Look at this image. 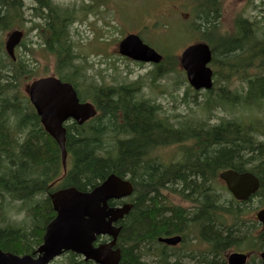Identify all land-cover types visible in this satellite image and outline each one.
I'll list each match as a JSON object with an SVG mask.
<instances>
[{
	"label": "trees",
	"instance_id": "16d2710c",
	"mask_svg": "<svg viewBox=\"0 0 264 264\" xmlns=\"http://www.w3.org/2000/svg\"><path fill=\"white\" fill-rule=\"evenodd\" d=\"M28 1L35 4L33 16L41 47L55 56L56 73L75 86L78 84L82 100L90 92L89 97L97 100L101 110L100 116L84 125L74 123L67 126V148L72 165L62 176L63 185L88 191L112 172L130 176L134 182V207L122 221L120 232L121 263L145 264L147 258L157 257L162 261L160 264H217L215 258L231 248L250 252L264 249V228L254 235V226L243 223L250 236H240L239 232H243L241 228L235 235L232 229L226 227L221 215L223 206L218 203L220 195L211 185L218 169L246 167L252 162L249 160L252 155L264 149V142L258 140L259 131L248 127L263 122L237 116L223 118L215 126H207L204 119L169 124L161 118L159 120L163 124H159L154 121L156 105H150L147 100H136L137 90L131 85L98 86L92 82L81 88V83L76 80L83 76L82 67L75 63L80 56L75 52L72 41L73 23L77 17L70 10L58 5L56 0H0V30H11L24 19L29 9V5H26ZM200 3L199 20L207 22V28L218 18L216 10H211L217 0H201ZM249 38L250 27L247 25L242 26L239 35L227 30L222 44L216 46L218 48L214 52H219L222 57L227 56L233 53V48L241 46V49ZM3 44L0 40V208H8L7 198L12 202H21L25 209L28 208L26 215L33 227L26 230L10 222L0 211V248L15 254H31L36 249L35 245L42 243L45 227L55 216L50 197L47 195L37 201L35 196L47 192L48 185L62 175L63 166L57 143L44 131L29 98L21 91L23 81L37 76L36 67L21 56L16 61L10 59ZM260 44L263 45L261 50L258 48ZM22 47L29 49L26 40ZM242 51L243 63H236L239 65L235 71L242 67L243 72L246 65L251 67L253 64L258 70L254 65L252 74H242L243 82L248 84L245 91L242 86L233 90L231 97L220 92L219 100L246 110L264 100V73L260 71L264 61L257 62L260 55H264V38L255 40L252 47L245 44ZM220 89L225 90V87L221 86ZM191 99L197 104L201 103L198 93L192 95ZM203 104L211 107V100L208 98ZM190 140H197L200 146L192 152L196 153L195 157L188 154L189 151L183 152L175 164L168 165L167 169L159 168L162 163L152 156L159 144ZM253 167L264 186V162L256 163ZM167 187L193 206L189 209L166 207L161 190ZM261 200L264 201V193ZM192 225L201 228L199 237L207 241L210 253L194 257L184 255L187 258L181 263L180 259L173 260L167 251L164 253L160 250L159 236L180 233L185 229L189 231ZM151 242L155 247L147 249ZM72 257L71 264H95L82 259L76 261L74 254Z\"/></svg>",
	"mask_w": 264,
	"mask_h": 264
},
{
	"label": "rangeland",
	"instance_id": "374dc122",
	"mask_svg": "<svg viewBox=\"0 0 264 264\" xmlns=\"http://www.w3.org/2000/svg\"><path fill=\"white\" fill-rule=\"evenodd\" d=\"M58 1L66 4L76 0ZM140 1H142L146 7L151 5L153 2V0ZM26 5H29V9L25 14L24 19H21V23L18 27L23 28L26 31L27 46L33 47L34 50L33 52H27L24 47L20 46L17 48L16 53L25 59L34 61L37 75H42L44 73H47L48 75L55 70V59L51 54L46 52L43 47H41L38 29H36L37 25L34 23L33 16V6L35 4L28 1L26 2ZM224 5L225 12L223 16H225V22L231 23L232 19H236L234 14L240 12L249 18H253L254 15H259L256 17L258 28L253 31L250 27L251 38L247 41L245 40L246 42L243 41L245 42L244 44L242 42L243 45L241 49V46L233 48V53L224 57L220 56L221 54L219 52L216 54L214 62L218 64L217 72L220 73V79L216 77L215 86L217 88L212 94L203 93L198 95V100L201 102L200 104L192 101V92L187 90L188 82L183 73L179 74L182 72L180 65L178 66V69L180 70L179 73L170 72L154 79V72H156L155 66L144 63L140 64L138 62L125 59L117 52L118 42L124 35L129 32H138L139 34H143L142 39L148 45L158 49L164 55L170 57H172V54H176L177 56L178 54L180 55L183 47L185 45H189L187 43H193L194 40L200 41L198 39L202 38V34L206 36L208 33V30L205 27V23L207 22L199 20L201 19L199 17V12L191 14L184 6H180L176 14L163 15L160 16L159 19L150 17L146 14H133L131 6L124 7L123 12L126 11L125 14L114 17H96L93 15L83 16L81 13L76 14L75 16L77 17V20L79 19V21L75 23L72 28V40L74 42V49L76 53L81 56L75 61L76 65H81V72L84 75L79 79L81 88H85V85L91 84L92 82L97 85L133 84L135 86L133 89L137 90V98H144V100L149 98L152 101L161 103L164 111L166 112H163L161 117L166 120V114L170 115L174 121L169 120L168 122L173 121L174 124L182 123L183 121L188 123V121H191L192 119H204L207 124L215 126V124L219 123L223 118L228 119L237 116L250 118L252 116V109H254L253 116H261L264 124V100L260 101L259 105L255 103L251 109L247 108L246 110H243L239 105H226L222 103L224 105L220 106L221 103H216L218 97L215 96L219 91L220 86L225 87L223 93L226 96H233L234 92L229 90L225 85L226 79L224 78H233L234 74L232 73V70L237 69L239 65L236 63H243L241 55L243 54L242 49L245 44L251 46L255 40H258V33H260L262 31V27H264V0H226ZM236 9L240 10L235 11ZM221 25L224 29L231 30L229 26H225L224 24ZM7 33L9 32L0 31V40L5 41ZM98 39H100V41H98ZM258 46L260 48L263 45L260 44ZM260 61H264L263 54L260 55V59L257 62L259 63ZM240 70L234 71L236 77L235 79L238 85L244 86L243 90L245 91L247 84L243 82V79L241 78L243 73L242 67H240ZM260 71L261 73H264V65ZM66 73L71 72L66 71ZM86 95L88 98H91L89 97L90 92ZM209 95L214 96L211 100V107L203 104ZM154 117L153 118L156 123L163 124L157 116L154 115ZM258 140L262 141L259 137ZM150 142L154 143L153 140ZM197 144V140H192L191 146H184L182 149L187 148L189 151L188 154L191 153L190 155H194L196 153L192 152L196 151L200 147ZM178 145L182 146L183 144L179 143ZM178 145H172L160 149L159 145L157 147L158 149L152 154V156L160 159L169 155L172 157V161H170V158H164V163H169L170 161L171 164H175L176 159L174 160V155L181 151ZM193 146L195 147L194 150ZM194 157H192V159ZM249 160H252L251 165L264 162V149H261L259 154H253L252 159ZM168 165L162 164L159 168L164 167L167 169ZM213 183L219 190L217 193L220 195L218 202L220 205L231 206L232 203L237 207L242 205V203L237 204L236 201L229 200L232 196L225 189L224 184L218 178ZM169 191V187H167L166 189L161 190V194L163 200L171 206L188 207L191 205V203L185 201L178 194L173 192L169 193ZM45 197H47V193H44V198ZM39 198L42 197H38L37 199ZM5 201H7L6 205L8 208H0V211L4 212V214L14 224H17L26 230H31L33 224L31 219L26 215L28 208L25 209L21 202H12L8 198ZM263 202L264 201L261 200V197H256L250 203L244 205L243 210L239 213L233 212V214L224 217L226 227L232 229L234 234H237V230L241 228L243 232H239L240 236L244 234L250 236V234L246 231V226L244 225L249 224L250 226H254L252 233L254 235L257 234V232H259V230L263 227L261 223L256 221L254 215ZM189 233L190 236L185 239L183 244L176 248L165 247L164 244H162L164 251L171 254L174 260L180 259L181 263L189 256L187 255V257H184V253L187 251L203 252L209 250V245L202 241L199 237V229L192 227V229L189 230ZM152 242L147 249L150 246L152 248L155 247V244ZM35 247H37V244ZM232 250L234 249L231 248L230 250H227L226 253H230ZM215 261L217 264H227V260L219 255L215 258ZM161 262L162 261L157 257H153L151 259L147 258L146 261H144L145 264H160ZM54 264H70L69 255H64L58 258Z\"/></svg>",
	"mask_w": 264,
	"mask_h": 264
},
{
	"label": "water",
	"instance_id": "95a60500",
	"mask_svg": "<svg viewBox=\"0 0 264 264\" xmlns=\"http://www.w3.org/2000/svg\"><path fill=\"white\" fill-rule=\"evenodd\" d=\"M23 36L24 33L21 30H15L9 34L5 49L11 57L15 58V48L21 43ZM120 52L139 61L159 63L162 60V55L145 44L137 35H129L125 38L120 43ZM211 60L212 51L205 43L191 45L183 52L182 65L195 89L212 87L213 71L208 66ZM27 93L41 115L46 130L62 149L65 160L67 156L66 128L63 122L73 117L78 123H84L96 114L94 105L89 102L80 103L73 85L64 83L54 76L29 83ZM226 173L230 174H226V177L222 175V177L228 182L229 178L234 181L236 197L246 195L249 197L257 190L259 180L255 178V182L250 173L242 174L247 175L249 182H255L253 185L235 180L234 173L238 172L233 169ZM133 190L130 180L111 174L90 192L80 191L76 187H67L52 193L50 197L57 215L47 226L44 244L36 252L39 256L37 258H33L32 255L21 257L0 250V264H47L61 253L62 249L83 253L86 260H94L97 264H120L121 251L113 247L122 227L114 226L113 223L129 214L133 205L125 204L120 208H111L108 206V200L128 196ZM258 216L264 222V210ZM100 234H109L113 241L93 248L92 243ZM161 241L169 245H177L182 241V237L161 238ZM262 256L264 258V253ZM245 260L246 256L235 253L230 256L229 264H244Z\"/></svg>",
	"mask_w": 264,
	"mask_h": 264
},
{
	"label": "flooded vegetation",
	"instance_id": "af4514ba",
	"mask_svg": "<svg viewBox=\"0 0 264 264\" xmlns=\"http://www.w3.org/2000/svg\"><path fill=\"white\" fill-rule=\"evenodd\" d=\"M134 5L139 7V0H132ZM125 0H79L78 8L82 12L84 11L87 15H95L96 17L100 16H117L122 14V8L124 6ZM188 4L191 10H194L195 13L199 12L201 3L198 0H154L150 5L149 9H146L145 12L149 16H161V15H170L174 12H178L179 7L183 4ZM219 0H217L216 6H212L211 10H216V14H219V7H218ZM252 162H250V165ZM255 166V164L253 165ZM165 202V201H164ZM119 204V203H118ZM166 207H171V205L165 202ZM189 209V208H188ZM186 238L190 236V233L187 229L182 230L180 232ZM189 235V236H187ZM166 235L159 236L157 238L158 243L160 244V250L165 253L162 246V241H159L160 238H163ZM207 243V241L202 240ZM208 244V243H207ZM209 245V244H208ZM229 250V249H228ZM227 251V250H226ZM226 251H222L219 256L224 257L226 255ZM232 251L242 252L246 255L250 253L248 250H237L234 249ZM211 250L203 251V252H194V251H187L184 255H204L210 253ZM192 255V256H193ZM168 256H172L168 253Z\"/></svg>",
	"mask_w": 264,
	"mask_h": 264
},
{
	"label": "bare ground",
	"instance_id": "6f19581e",
	"mask_svg": "<svg viewBox=\"0 0 264 264\" xmlns=\"http://www.w3.org/2000/svg\"><path fill=\"white\" fill-rule=\"evenodd\" d=\"M207 9V8H206ZM17 14V13H16ZM214 16V15H213ZM73 18V17H72ZM39 20H40V18H39ZM210 21V20H209ZM248 34V33H247ZM222 44V43H221ZM251 47H252V45H251ZM250 48V47H249ZM259 48V47H258ZM259 50V49H258ZM261 50V49H260ZM258 54V53H257ZM253 58V57H252ZM243 61V60H242ZM3 67V66H2ZM243 74V73H242ZM103 85V84H102ZM99 86V85H98ZM113 93V92H112ZM7 94V93H6ZM107 98V97H106ZM210 100V99H209ZM253 100V99H252ZM105 101V100H104ZM131 100H129V102H130ZM254 102V101H253ZM105 103V102H104ZM104 103H102V104H104ZM111 107V106H110ZM13 120V119H12ZM104 122V121H103ZM18 123V122H17ZM13 124V123H12ZM15 127V126H14ZM17 128H19V127H17ZM18 130V129H17ZM10 134H12V133H10ZM15 135V134H14ZM11 137V136H10ZM13 137V136H12ZM111 137V136H110ZM112 139V138H111ZM11 141V140H10ZM110 144V143H109ZM158 145V144H157ZM160 145V144H159ZM14 147V146H13ZM111 147V146H110ZM104 152V151H103ZM108 156V155H107ZM151 158V157H150ZM156 160V159H155ZM148 162V161H147ZM47 166V165H46ZM171 166V165H170ZM38 167V166H37ZM144 169V168H143ZM24 171H25V169H24ZM29 171V170H28ZM33 171V170H32ZM163 171V170H162ZM19 172V171H18ZM44 172V171H43ZM22 173V172H21ZM24 173V172H23ZM29 173V172H28ZM33 173V172H32ZM41 176V175H40ZM144 178V177H143ZM42 179V178H41ZM139 181V180H138ZM140 182V181H139ZM170 190V189H169ZM34 197V196H33ZM2 199V198H1ZM6 200V199H5ZM218 201V200H217ZM6 203H7V201H6ZM26 205V204H25ZM164 205V204H163ZM8 206H9V204H8ZM5 207V206H4ZM218 209V208H217ZM3 214V213H2ZM261 224H262V227L264 228V222H261ZM247 231V230H246ZM236 235V234H235ZM186 236V235H185ZM187 236H189V235H187ZM243 236V235H242ZM236 237V236H235ZM159 241H161V238L159 239ZM15 242V241H14ZM164 250V249H163ZM239 254H241V255H244V256H247L245 253H242V252H238ZM193 255V254H192ZM155 256V255H154ZM179 256V255H178ZM149 257V256H148ZM194 257V256H193ZM201 259V258H200ZM174 260V259H173ZM192 260V259H191ZM188 261V260H187ZM192 263V262H191Z\"/></svg>",
	"mask_w": 264,
	"mask_h": 264
}]
</instances>
